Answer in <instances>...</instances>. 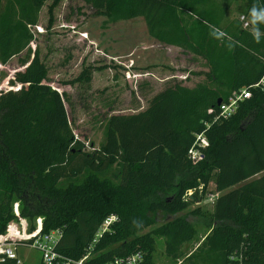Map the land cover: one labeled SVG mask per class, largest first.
Segmentation results:
<instances>
[{"label":"trees","instance_id":"obj_1","mask_svg":"<svg viewBox=\"0 0 264 264\" xmlns=\"http://www.w3.org/2000/svg\"><path fill=\"white\" fill-rule=\"evenodd\" d=\"M46 1L0 0V64L29 49ZM245 1L257 33L251 21L247 28L237 19L223 25L229 8L217 0H85L106 23L142 17L158 42L201 57L205 80L193 86L174 81L144 110L111 114L104 142L88 151L74 134L62 93L42 81L39 53L23 59L29 63L9 80L20 88L0 93V233L18 200L24 216L43 217L44 231L62 230L59 248L74 258L116 215L94 244L91 264L151 250L152 234H136L160 217L166 222L153 234L166 237L174 259L183 256L197 224L212 228L180 264H229L242 248L264 264V88L256 86L264 79V0ZM3 79L0 69V85ZM245 87L251 96L220 118L218 100ZM202 132L209 145L194 163L188 152ZM212 177L221 192L212 210L176 216L200 199L187 192L205 189Z\"/></svg>","mask_w":264,"mask_h":264},{"label":"rangeland","instance_id":"obj_2","mask_svg":"<svg viewBox=\"0 0 264 264\" xmlns=\"http://www.w3.org/2000/svg\"><path fill=\"white\" fill-rule=\"evenodd\" d=\"M217 2L221 9L229 8L223 25L240 21L245 14L253 24L250 31L258 32L245 0ZM33 32L29 49L0 65L4 75L0 91L19 88L21 84L9 80L29 63L23 59L38 52L45 66L42 81L62 93L74 134L85 142L88 151L104 142V122L111 114L144 110L150 99L169 84L180 80L193 86L205 80L208 70L201 57L150 36L142 17L106 23L103 12L85 0H47ZM197 190L193 188L187 195L197 194L200 199L176 216L195 208L206 213L212 210L214 202L209 198L221 193L216 190L214 178L205 189L200 186ZM162 222L166 221L160 217L159 223L136 234H152L154 238L152 249L143 251L145 264H180L212 231L209 226L197 224L193 239L182 246L183 256L174 259L166 252V237L153 234ZM19 255L24 264H39L40 252L36 249L22 247Z\"/></svg>","mask_w":264,"mask_h":264},{"label":"built area","instance_id":"obj_3","mask_svg":"<svg viewBox=\"0 0 264 264\" xmlns=\"http://www.w3.org/2000/svg\"><path fill=\"white\" fill-rule=\"evenodd\" d=\"M241 21L244 28L250 26V22L245 15L241 16ZM256 86H262L264 88V79L257 83ZM17 87L20 88V86ZM251 94V89L246 87L235 91L227 101L219 105L220 118H229L236 111L239 103L250 97ZM208 145L209 140L206 134L204 132L197 134L195 143L188 152L189 158L194 163L200 161L204 156L203 150ZM216 197L217 194L212 195L209 199L214 202ZM13 213V219L8 222L5 230L0 233V264L4 263L6 259L14 260L15 264H24L19 255V249L22 247H29L39 251V264H91L90 260L95 255L93 250L94 244L98 242L100 237L109 230L111 224L117 219V216L113 214L107 217L98 229L95 238L85 254L79 258H74L63 253L59 248L60 238L62 236L61 229L44 231L43 217L39 216L32 221L24 216L21 212V203L18 200L13 202ZM144 258L145 255L142 251H135L125 256H115L104 264H142ZM229 264L255 263L248 258L246 248H242L230 255Z\"/></svg>","mask_w":264,"mask_h":264},{"label":"water","instance_id":"obj_4","mask_svg":"<svg viewBox=\"0 0 264 264\" xmlns=\"http://www.w3.org/2000/svg\"><path fill=\"white\" fill-rule=\"evenodd\" d=\"M221 103H222V100L219 99L218 102H217V104H218V105H221Z\"/></svg>","mask_w":264,"mask_h":264},{"label":"clouds","instance_id":"obj_5","mask_svg":"<svg viewBox=\"0 0 264 264\" xmlns=\"http://www.w3.org/2000/svg\"><path fill=\"white\" fill-rule=\"evenodd\" d=\"M255 12H256V9L254 8L253 13H255ZM261 12H264V9H262Z\"/></svg>","mask_w":264,"mask_h":264},{"label":"crops","instance_id":"obj_6","mask_svg":"<svg viewBox=\"0 0 264 264\" xmlns=\"http://www.w3.org/2000/svg\"><path fill=\"white\" fill-rule=\"evenodd\" d=\"M169 46V45H168Z\"/></svg>","mask_w":264,"mask_h":264}]
</instances>
